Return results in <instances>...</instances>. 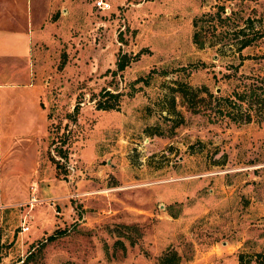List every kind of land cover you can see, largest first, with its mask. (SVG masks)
Returning <instances> with one entry per match:
<instances>
[{
	"label": "rangeland",
	"instance_id": "rangeland-1",
	"mask_svg": "<svg viewBox=\"0 0 264 264\" xmlns=\"http://www.w3.org/2000/svg\"><path fill=\"white\" fill-rule=\"evenodd\" d=\"M108 1L65 4L33 44L47 132L0 209V264H159L168 249L178 264H237L264 250V114L215 116L207 93L195 112L176 90L264 81V0ZM103 87L119 109L96 108Z\"/></svg>",
	"mask_w": 264,
	"mask_h": 264
},
{
	"label": "crops",
	"instance_id": "crops-1",
	"mask_svg": "<svg viewBox=\"0 0 264 264\" xmlns=\"http://www.w3.org/2000/svg\"><path fill=\"white\" fill-rule=\"evenodd\" d=\"M74 1L0 0V209L16 203L17 180L37 161L47 132L48 116L33 74V44L53 13H63ZM27 157L30 166H25Z\"/></svg>",
	"mask_w": 264,
	"mask_h": 264
},
{
	"label": "trees",
	"instance_id": "trees-1",
	"mask_svg": "<svg viewBox=\"0 0 264 264\" xmlns=\"http://www.w3.org/2000/svg\"><path fill=\"white\" fill-rule=\"evenodd\" d=\"M210 15V18L214 17L212 12H204L200 16H197L193 20L194 33L193 41L199 46H203L205 43L203 40L201 25L198 23L203 17ZM217 15L220 12L217 11ZM249 44V41L244 40L241 43V47ZM144 48L136 52L135 54H128L127 52H120L116 59V69L112 71L114 73L116 70H123L125 66L135 59L137 56L143 52ZM238 86V85H237ZM176 90L181 97L182 103L192 111L201 110L199 104H203L201 101L204 100L205 93L208 94L210 101H215L213 106V114L218 116H226L234 122H251L259 121L264 114V81H249L244 82L242 86L235 87L231 94L228 95H218L205 92L206 86L193 87L186 82H179ZM122 92L112 91L106 87H103L97 96L93 99L95 100L96 108L98 109H119L121 104ZM197 96V97H196ZM171 108L176 111L174 105V97L171 99ZM77 110V104L74 107ZM215 110L217 113H215ZM171 111V109H169ZM57 167H60L58 159L53 157ZM53 235H49L52 238ZM20 260V259H19ZM13 261L9 264H21V262ZM27 258L23 259L22 262L26 261ZM180 257L175 250H166L159 257V264H178ZM237 264H264V250L259 251H240L237 254Z\"/></svg>",
	"mask_w": 264,
	"mask_h": 264
},
{
	"label": "built area",
	"instance_id": "built-area-1",
	"mask_svg": "<svg viewBox=\"0 0 264 264\" xmlns=\"http://www.w3.org/2000/svg\"><path fill=\"white\" fill-rule=\"evenodd\" d=\"M95 5L97 6V8L99 9H108L110 8L111 4L108 0H95ZM22 230L26 231L29 229V225L25 224V221L22 223L21 225Z\"/></svg>",
	"mask_w": 264,
	"mask_h": 264
}]
</instances>
